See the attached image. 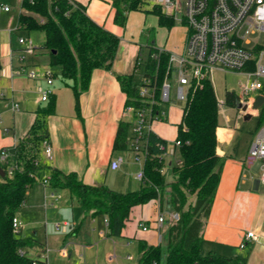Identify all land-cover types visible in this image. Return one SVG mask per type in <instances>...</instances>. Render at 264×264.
Here are the masks:
<instances>
[{
    "label": "crops",
    "instance_id": "obj_1",
    "mask_svg": "<svg viewBox=\"0 0 264 264\" xmlns=\"http://www.w3.org/2000/svg\"><path fill=\"white\" fill-rule=\"evenodd\" d=\"M71 1L87 8L88 16L95 23L120 37L113 69L93 73L88 91L80 97L78 113L69 83L62 79L57 66H51V57L43 49L44 38L41 39L43 43L40 48H36L32 55H26L25 61L22 60L25 47L18 39L23 37L24 31L30 33L18 26L22 0H15L8 12L1 8L8 7L2 3L7 0H0V16H3L0 18V161L6 162L2 151L6 150L11 158L15 147L29 135L37 120L36 112L47 104L40 101L39 90L47 87L46 77H53L57 107L55 114L47 120L53 157L46 159L42 148L41 165L36 173L40 172L43 180L37 179L38 182L31 188L39 185L36 189L38 193L41 190L43 195L31 197L30 188L26 202L20 208L27 211L31 221L17 214L23 224L19 236L35 244L27 250V255L37 264H135L141 256L140 241L157 246L166 237V233L165 236L161 234V229L169 222L166 216L175 214L169 206L163 211L159 199H154L133 208L131 221L124 227L121 237H112L109 236V221L104 215H93L67 189L53 188L50 184L44 186L43 181L46 176H51L53 170H58L64 174H77L85 185L91 187L105 185L112 190L128 192L132 186H137L130 178L116 184L108 175L110 170L115 173L121 170L111 169L112 161L120 157L118 152L113 151L114 141L120 122L130 121V117L124 113L127 98L117 77L132 76L135 82L141 68L143 31L155 32V40L147 43L148 51L154 47L178 56L184 52L188 29L181 36L176 25L171 30L161 27L156 15L143 11H131L126 26L121 27L114 22L115 0ZM31 68L38 71V79L28 76ZM58 74L66 88L58 85ZM144 79L143 75L142 82ZM66 89L72 92V99ZM174 96L176 102V92ZM161 109L165 113L164 120L153 122L151 128L159 137L172 143L176 140L178 128L175 126L181 123L183 111L175 107ZM226 122L227 125H222L219 121L220 128L217 130V154L224 160V165L214 205L202 231V255L238 257L247 264H264L261 161L247 164L248 150L254 138L237 132L238 119L234 127L229 124L228 117ZM176 154H179L178 151L173 156L165 157H172L168 161L171 172ZM141 185L142 182L138 189ZM161 213L166 219L162 226L157 223ZM143 227H147V230H143ZM249 231L257 235V240L248 242L247 247L242 248L240 245ZM64 249L66 253L63 254L61 251Z\"/></svg>",
    "mask_w": 264,
    "mask_h": 264
},
{
    "label": "trees",
    "instance_id": "obj_2",
    "mask_svg": "<svg viewBox=\"0 0 264 264\" xmlns=\"http://www.w3.org/2000/svg\"><path fill=\"white\" fill-rule=\"evenodd\" d=\"M147 0H115L114 22L121 27L127 24L131 11H143L158 17L161 27L171 30L176 21L166 15L162 8L151 5L145 9ZM18 26L30 32L44 33L43 49L51 57V66L61 70L62 79L69 83L80 111V97L87 92L96 70L111 71L117 57L120 37L95 23L87 14V8L71 0H22ZM153 54H159L157 59ZM170 54L150 47L147 58L139 66L144 69L145 86L150 89L157 103L153 108L158 113L161 90L169 75ZM126 95V107L148 105L140 96V86L132 76H118ZM225 105L234 108L238 97L226 92ZM183 105V116L173 144L181 157V165H172L174 181L166 183L162 173L161 156L170 145L154 131L148 134L149 157L143 172L145 180L138 191L118 192L108 186L85 185L75 173L64 174L53 170L50 186L67 189L73 198L93 215H104L109 221V236L121 237L124 227L130 222L133 208L159 199L162 210L167 199L169 207L178 214V220L166 232L165 245L149 246L140 241L141 253L138 264H247L238 257L202 255L203 228L209 219L214 198L222 175L224 160L217 154V130L220 128V110L213 82L194 83ZM55 94L47 104L39 108L37 120L29 135L15 147L7 162L0 161L5 176L0 174V264H32L26 252L35 246L13 232L12 221L25 204L27 191L37 182L36 172L41 165L42 148L50 141L47 120L56 112ZM260 120L264 119V107ZM133 121L122 120L118 126L113 151H131ZM9 165L15 166L12 175ZM190 199L194 201L190 202Z\"/></svg>",
    "mask_w": 264,
    "mask_h": 264
},
{
    "label": "built area",
    "instance_id": "obj_3",
    "mask_svg": "<svg viewBox=\"0 0 264 264\" xmlns=\"http://www.w3.org/2000/svg\"><path fill=\"white\" fill-rule=\"evenodd\" d=\"M150 5L162 8L166 15L180 21L187 26L188 38L181 55H170L168 76L165 79L161 90V106L172 100V84L169 80L176 82L177 99L184 103L188 99V91L194 83L200 85L206 80H211L215 71L222 73L233 72L242 74L247 80L241 86V95L238 96L236 106L237 119H241L247 114L253 117H260L264 105L257 111L252 108L256 101V93L264 88V43L261 36L264 35V0H147ZM2 10L8 12L9 6H1ZM259 34L258 38H250ZM25 48L22 60L26 55H32L36 48L34 41L30 38H19L18 40ZM160 53L163 52L159 50ZM154 59L159 54L152 55ZM31 79H38V71L34 68L28 70ZM20 72H18L19 74ZM47 87L39 90L40 101L48 102L54 94L53 77H46ZM140 86V96L148 105L139 108L132 106L125 107L124 113L130 117L133 123V138L131 140V151L134 159L141 165V171L136 178L141 182L145 180L143 168L149 157L147 137L151 133L152 124L155 121H163L165 113L160 110L153 111L157 101L145 84ZM219 109H222L225 102L218 100ZM240 105L238 109L237 106ZM246 106L247 110L242 109ZM18 108V105H16ZM44 156L51 160L53 149L49 142H45ZM176 147L169 145L166 152L160 157L165 163L167 155L173 156ZM3 159L7 162L10 154L5 150L1 152ZM261 161L260 182L264 184V127L255 136L248 150L247 164L253 165L256 161ZM121 156L111 163L112 170H119L125 163ZM181 165V162L178 164ZM15 166L9 165L8 174L12 175ZM51 177L46 176L43 185L50 183ZM178 220V214L172 215ZM157 223L162 226L166 219L161 213L157 218ZM13 232L20 235L23 224L20 218L16 217L12 221ZM147 230V227H143ZM257 235L253 231L246 234L245 241L240 245L246 248L247 243L256 241ZM19 253L26 256L27 252L20 249ZM61 253H66V249ZM131 259V257H130ZM32 264H37L34 260Z\"/></svg>",
    "mask_w": 264,
    "mask_h": 264
},
{
    "label": "rangeland",
    "instance_id": "obj_4",
    "mask_svg": "<svg viewBox=\"0 0 264 264\" xmlns=\"http://www.w3.org/2000/svg\"><path fill=\"white\" fill-rule=\"evenodd\" d=\"M15 0H7V2H2L4 5L6 6H13ZM151 7L150 3H146L145 5V9H149ZM1 12V11H0ZM149 14V13H148ZM1 15V13H0ZM0 18H3V16H0ZM176 21V20H175ZM176 28L178 27V34L183 36L186 34V29L187 26L185 24H182L180 22L176 21ZM155 32L153 30H147V31H143L141 33V43L142 45V57H141V61L140 63H142L148 56V45L147 43H152L155 40ZM259 34H256L254 36H251L250 38L254 39V38H258ZM23 39L25 38H30L32 41H34V46L35 48H40V46L42 45L43 41H41V39L44 38V33L43 32H38V31H33V32H27L24 31L23 32V37H21ZM261 43H264V35L261 36ZM19 40V39H18ZM41 62V61H40ZM141 67V66H140ZM35 69V68H34ZM58 73V72H57ZM143 75H144V69L143 67L140 68L139 72H137V76H136V80L135 82H137V84L139 86L142 85V80H143ZM212 79H213V85H214V89H215V93L217 94V97L220 101H222L223 103L226 100V92H232L234 94H236V96H240L241 94V86L243 84V82H245L247 80V78H245L242 74H237V73H233V72H226V73H222L219 71H215L212 75ZM57 82L59 83L58 85L61 86V88L65 87L63 84V81L61 80L60 74H58L57 78H56ZM170 83L172 84V92H171V96H173V101L171 103H165L162 105V108H170V107H175L178 108L180 110L183 111V105L184 102L183 101H179L177 100L175 102V92H176V82L175 81H171L169 80ZM263 85H264V79H262ZM66 88V87H65ZM68 91V94H70L69 96L71 97L70 99H72V92L68 89H66ZM264 94V88L260 91H258L255 95H261ZM167 105V106H166ZM66 107V106H65ZM170 110V109H169ZM220 110V117H219V121L222 125H227L226 123V118L228 117L230 119V125L231 126H235V122L237 119V112L235 109H233L232 107L229 106H223L222 109ZM168 122V121H167ZM180 124V123H179ZM238 124H239V129L237 130V132L239 134H244V135H248L251 136L252 138H255V136L258 134V132L264 127V119L260 120L259 117H253L251 120L249 121H245L243 119V117L241 119H238ZM178 126V125H177ZM177 126H175L176 128H178ZM171 146H174L173 144L174 142H169ZM120 157L122 156L126 161L123 164V166L121 167V170L118 173L112 172L111 170L109 171V176L110 179L114 181V183H119L121 184L123 179L126 178H130L131 181L136 182L137 186L135 188H133V186L131 187L130 191H135L138 189L141 181H139L138 179H136V175L139 171H141V165L134 159V154L132 151H121L118 152ZM169 157V156H168ZM176 158L174 159V164L177 165V163L179 162V160H181V157H179V154H176L175 156ZM172 159V157H169L166 159L163 167H162V173L166 179V183L171 182L174 180V175L171 172V168L168 166V161H170ZM40 173V172H39ZM39 173H36V178L38 180H43L41 178V175ZM38 182V181H37ZM39 186V185H36ZM35 188H31V190H29V193H31V197L33 196H42L43 194L41 193V190H39L38 193V189L39 187ZM114 190V189H113ZM116 191L122 192L120 189H115ZM127 191V190H126ZM30 197V198H31ZM167 199L165 198V205H164V210L168 209V203L166 202ZM193 202L194 199H190V202ZM19 217L24 218L25 220L31 221V219L29 218L30 216H28L27 211L25 209L19 210L17 212ZM172 214L169 213V215L166 216V218L169 219V222H166L165 226L161 229V234L163 236H165L167 230L170 228L171 225L174 224L175 219L172 218L171 216ZM161 244L165 245V240H163V242ZM139 263V259L135 262V264ZM39 264V263H38ZM42 264V263H40Z\"/></svg>",
    "mask_w": 264,
    "mask_h": 264
},
{
    "label": "water",
    "instance_id": "obj_5",
    "mask_svg": "<svg viewBox=\"0 0 264 264\" xmlns=\"http://www.w3.org/2000/svg\"><path fill=\"white\" fill-rule=\"evenodd\" d=\"M263 105H264V95H260V96L257 97L256 101L253 103L252 108H253L254 110L257 111V110L260 109ZM237 108L239 109V108H240V105H238ZM242 109L247 110V109H246V106L242 107ZM243 119H244L245 121H249V120L252 119V115L247 114V115H245V116L243 117ZM0 174H1L2 176H5V171H4L1 167H0Z\"/></svg>",
    "mask_w": 264,
    "mask_h": 264
}]
</instances>
